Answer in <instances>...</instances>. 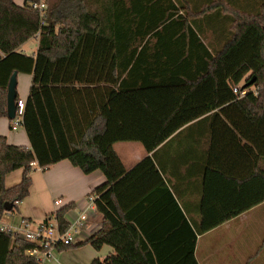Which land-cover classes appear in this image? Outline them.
<instances>
[{
  "label": "trees",
  "instance_id": "1",
  "mask_svg": "<svg viewBox=\"0 0 264 264\" xmlns=\"http://www.w3.org/2000/svg\"><path fill=\"white\" fill-rule=\"evenodd\" d=\"M181 1L25 0L19 5L0 0V117L6 116L11 74L31 76L21 123L29 147L9 144L0 135V220L3 214L17 211V203L29 194L35 168L67 159L83 173L99 169L104 174L105 181L90 193L102 219L100 228L86 240L58 245V251L83 244L99 250L106 244L113 252L89 264H198L192 230L186 251L165 256L156 248L133 198L143 173L157 180V190L170 191L150 156L128 170L114 144L136 141L152 151L187 123L167 102L171 88L184 82H216L226 86L223 101H232L220 111L242 118L230 121L240 145L234 154L251 152L253 166L247 174L222 175L237 182L264 177V0L252 13L223 10L214 2L191 9ZM33 2L43 3L44 9L32 8ZM142 2L143 9L139 8ZM214 9L231 14L232 23L228 30L223 26L220 49L212 54L193 22L218 12ZM33 37L35 53L19 52ZM235 86L246 88V93L233 92ZM208 167L216 168L210 159ZM19 168L20 182L6 187L5 175ZM5 202L12 203L9 211ZM71 207L72 203L66 204L50 214L60 230ZM228 218L203 222L202 229ZM35 246L0 230V264H40L27 253Z\"/></svg>",
  "mask_w": 264,
  "mask_h": 264
},
{
  "label": "crops",
  "instance_id": "2",
  "mask_svg": "<svg viewBox=\"0 0 264 264\" xmlns=\"http://www.w3.org/2000/svg\"><path fill=\"white\" fill-rule=\"evenodd\" d=\"M24 1L14 0L19 5ZM181 2L191 9L214 2L220 3L223 10L230 8L252 13L260 8L263 0ZM140 5L139 8L143 9L144 3ZM214 10L218 12L200 16L193 22L198 26L202 42L212 54L220 49L223 26L227 28L232 23L231 14ZM23 45L19 47V52L28 55L35 53L37 45L30 53L22 49ZM16 78L17 95L25 100L28 89L21 92L19 81H30L31 76L17 73ZM225 87L216 82L204 81L173 86L172 92H168L167 102L172 103L174 113L179 114L178 118H187V123L150 152L136 141L116 142L114 148L128 170L144 157L150 156L170 191L168 194L157 190V180L143 173L139 178L138 194L133 198V204L138 205L140 214L142 212V221L154 236L156 248L161 254L168 256L178 250L186 251L192 230L196 233L194 257L198 264H264V177L254 176L237 182L222 175L224 172L243 175L253 168L251 152L248 155L247 152L234 154L240 145L230 130V121L241 116L220 111L222 106L232 102L228 99L223 101L226 99L223 95H228ZM233 131L238 133L236 129ZM0 135L9 144L29 147L22 124L13 128L12 119L7 116L0 117ZM211 144L215 154L209 156ZM209 159L216 166L215 169L207 168ZM261 166L264 168V160ZM30 176L29 194L17 203V211L6 213L11 221L1 220V224H18L21 220H27L37 227L48 215L66 204L72 203L73 208L76 207L96 186L105 181L99 169L83 173L67 159L45 169L35 168ZM21 177V168L8 172L4 179L5 186L19 183ZM56 200L60 202L56 204ZM222 216L229 218L214 227L202 229L203 222L210 223ZM101 219L102 215L98 211L89 219L90 235L100 228ZM85 246L89 248L82 254L79 250L73 251V261L66 264H89L93 258L103 259L113 252V248L106 244L99 250L89 244ZM64 252L56 251L46 263L64 264Z\"/></svg>",
  "mask_w": 264,
  "mask_h": 264
},
{
  "label": "built area",
  "instance_id": "3",
  "mask_svg": "<svg viewBox=\"0 0 264 264\" xmlns=\"http://www.w3.org/2000/svg\"><path fill=\"white\" fill-rule=\"evenodd\" d=\"M31 7L43 10L45 5L33 2ZM246 91V88L233 87V92L238 93L240 96L244 95ZM24 107L25 100L18 98L16 100L15 116L12 118L13 128L22 123ZM30 164L35 166L34 162ZM94 200L95 196L89 194L76 207L67 209L64 213L66 224L61 230L54 215L47 216L35 228H31L29 221L21 220L18 224L8 225L0 223V230L36 243L37 246L28 249L27 253L35 256L41 264L42 261L53 258L54 253L58 251V245L78 244L90 236L88 221L97 212ZM59 202L60 200L55 201L56 204Z\"/></svg>",
  "mask_w": 264,
  "mask_h": 264
},
{
  "label": "rangeland",
  "instance_id": "4",
  "mask_svg": "<svg viewBox=\"0 0 264 264\" xmlns=\"http://www.w3.org/2000/svg\"><path fill=\"white\" fill-rule=\"evenodd\" d=\"M36 45H37L36 39L35 38H31L27 42L24 43V45L22 46V49L25 50L26 53H30L31 49H34V47ZM29 83H30L29 79H27L25 81V83H22L21 81H19V89H20V91L21 92L26 91L28 89ZM243 83H244V79L241 80L240 84H243ZM1 220L5 221V222H10L11 221V219H9V216L6 213L3 214ZM1 220H0V222H1ZM34 227H35V224H32L31 228H34ZM86 246H85V244H83V245H80V246H77V247H70V248L66 249L65 252H64L66 255L64 254L65 258H64L62 263L66 264L67 262L73 261V259L75 257L73 255V251L79 250L78 252H80V254H82L83 252H85L86 248H89V247H86ZM46 262H48V260L42 261L41 264H48Z\"/></svg>",
  "mask_w": 264,
  "mask_h": 264
},
{
  "label": "water",
  "instance_id": "5",
  "mask_svg": "<svg viewBox=\"0 0 264 264\" xmlns=\"http://www.w3.org/2000/svg\"><path fill=\"white\" fill-rule=\"evenodd\" d=\"M17 72L14 71L8 81L7 84V107H6V116L9 119L14 118L15 116V110H16V97H17ZM253 79L249 81L251 83ZM12 207V203L5 202L4 208L9 211Z\"/></svg>",
  "mask_w": 264,
  "mask_h": 264
}]
</instances>
